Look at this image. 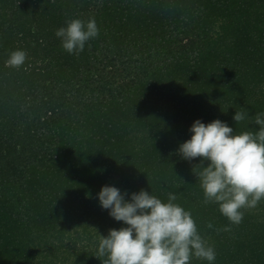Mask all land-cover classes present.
I'll use <instances>...</instances> for the list:
<instances>
[{"label": "trees", "instance_id": "trees-1", "mask_svg": "<svg viewBox=\"0 0 264 264\" xmlns=\"http://www.w3.org/2000/svg\"><path fill=\"white\" fill-rule=\"evenodd\" d=\"M76 18L99 34L70 54L56 31ZM258 113L264 0H0V264H102L100 235L122 226L105 184L174 193L214 264H264V199L231 223L205 202L200 158L176 151L197 118L256 132Z\"/></svg>", "mask_w": 264, "mask_h": 264}, {"label": "clouds", "instance_id": "clouds-1", "mask_svg": "<svg viewBox=\"0 0 264 264\" xmlns=\"http://www.w3.org/2000/svg\"><path fill=\"white\" fill-rule=\"evenodd\" d=\"M98 34L94 18L72 19L56 31L70 54L82 52L86 42ZM26 56L24 50L17 49L6 63L20 67ZM245 115L235 111L232 119L238 123ZM254 122L258 131L236 133L219 118L210 122L197 118L189 128L190 138L176 150L184 160L200 158L201 170L195 174L205 202L217 203L221 214L233 224L241 223L242 208L255 207L264 199V113H258ZM96 197L109 216L122 222L107 235L100 233L98 251L106 257L102 264H190L193 256L214 264V247L198 231L191 212L175 203L174 193L164 201L146 189L129 193L105 184Z\"/></svg>", "mask_w": 264, "mask_h": 264}]
</instances>
